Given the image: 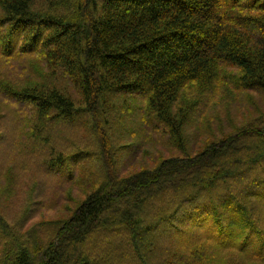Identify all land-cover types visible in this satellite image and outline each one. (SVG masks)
I'll list each match as a JSON object with an SVG mask.
<instances>
[{
	"label": "trees",
	"instance_id": "trees-1",
	"mask_svg": "<svg viewBox=\"0 0 264 264\" xmlns=\"http://www.w3.org/2000/svg\"><path fill=\"white\" fill-rule=\"evenodd\" d=\"M65 128L93 139L66 154ZM8 139L0 177H41L27 212L83 195L42 230L0 215V264H264V0H0Z\"/></svg>",
	"mask_w": 264,
	"mask_h": 264
},
{
	"label": "rangeland",
	"instance_id": "rangeland-1",
	"mask_svg": "<svg viewBox=\"0 0 264 264\" xmlns=\"http://www.w3.org/2000/svg\"><path fill=\"white\" fill-rule=\"evenodd\" d=\"M19 62H22V63L19 64ZM15 64L16 65L18 64L17 67L14 66L15 70L21 69L24 72L23 73H20L17 71L14 72L15 80L13 81V84L22 85V84H28L30 82L36 81L35 78L29 77L30 74L26 73V70H25L26 65L25 63H23L21 59L18 61V63H15ZM37 64H38L37 69L40 70L42 65L41 63H37ZM57 83L59 87L61 88V90L67 91L70 95L74 96V99L76 100L78 99L77 91L65 78H60V80H58ZM124 125H126L124 122L121 123V125L119 124L120 129H122V127H125ZM9 128L11 129V126ZM125 132L127 133V131ZM76 134H80L83 138L85 136L86 141L89 139H93V138H88L86 134L81 133V131H79V129L77 128H73V129L65 128L61 133H57V135L53 137V142L51 145L59 151H63L66 154H72L75 152V147H73V144H71L69 140L75 137ZM127 136H128V133H127ZM127 139L128 137L123 138L119 136L118 142L124 145H129V143L127 142ZM6 141L3 144H0V157L4 156L5 152L7 153V149L9 147V139L7 142ZM79 147H81V145H79ZM68 148L70 149L67 151ZM128 150L129 149L127 148H123L119 150V154L124 153V155L123 156L119 155L120 162H119L118 168H121L122 166L127 165L126 162H128L129 160L127 158L131 156L132 153H135L136 149L133 148L132 151L130 150L128 151ZM147 151L148 153H152L150 149ZM152 155H154V153H152ZM2 163L3 161H0V167L2 166ZM98 167L99 166H98V161H97L96 164H94L93 169H97ZM62 176L63 177H61V179L64 180L65 176L64 175ZM14 179L15 177H12L10 175H8L6 178L0 177V215L4 218L6 223H8L9 225L14 226V227L20 226V230L23 232H28V230H31L30 229L31 227H33L32 229L39 228L40 230H42L47 225H50V224L53 225V223L57 224L65 219L66 220L69 219L75 211L74 210L75 204H72V202H70V199L77 203L80 201V197L83 195L81 190H74V191L68 190L65 193L64 201L61 207L50 210L48 208L50 201L51 200L53 202L56 201L58 195L54 193L55 192L54 190L52 191L53 192L52 195H50V191H48V189H46L45 191H42L41 193L39 190L40 194H38L36 198L34 199V201H32L31 210L27 212L26 209H27V200H28V194H29L28 187L36 183L37 185L38 184L41 185L40 183L41 177H39L38 175H33L31 179H25L24 181L22 180L20 183L16 182ZM40 185H39V188H40ZM21 191H24V193H26V196L24 197L23 201H21L20 199ZM43 196L45 197L44 199L46 201L43 202L41 206V203L43 201L42 199ZM69 205H72L70 212L62 209L63 206H69ZM260 219L261 221L259 222L257 220V222L260 225V227L264 228V216H260Z\"/></svg>",
	"mask_w": 264,
	"mask_h": 264
}]
</instances>
